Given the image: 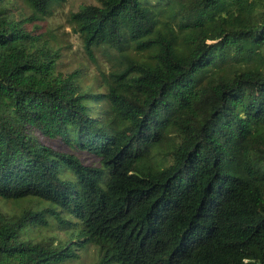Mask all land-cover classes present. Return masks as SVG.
Masks as SVG:
<instances>
[{
	"label": "trees",
	"instance_id": "obj_1",
	"mask_svg": "<svg viewBox=\"0 0 264 264\" xmlns=\"http://www.w3.org/2000/svg\"><path fill=\"white\" fill-rule=\"evenodd\" d=\"M22 1L0 0V264H264V0L84 5L102 92L27 27L65 0Z\"/></svg>",
	"mask_w": 264,
	"mask_h": 264
},
{
	"label": "rangeland",
	"instance_id": "obj_2",
	"mask_svg": "<svg viewBox=\"0 0 264 264\" xmlns=\"http://www.w3.org/2000/svg\"><path fill=\"white\" fill-rule=\"evenodd\" d=\"M8 4L10 13L17 19L29 17L31 10L22 0H3ZM96 4L95 0H65L62 5L55 6L52 14L44 21H36L35 24H27L28 29L34 34H44L45 39L60 51V61L58 71L61 73H70L75 70H81L82 83L85 88H91L93 91H105L103 83H99L101 74L108 73L114 64L102 49H98L95 58H90L85 51L81 38L73 31L70 23V15L80 10L84 5ZM38 26V28H36ZM43 143L54 148L77 153L83 162L87 165H99V159L88 153H80L68 148L60 139H44ZM25 205L32 204L33 200L22 202ZM5 211L16 209V202H0V208ZM59 233V238H64L66 234L56 229L52 233ZM80 258L75 263L68 264H94L99 260L97 249L89 246L86 250L79 253Z\"/></svg>",
	"mask_w": 264,
	"mask_h": 264
}]
</instances>
